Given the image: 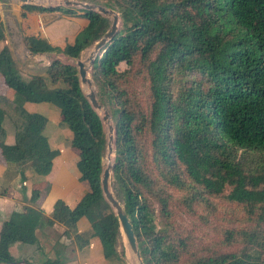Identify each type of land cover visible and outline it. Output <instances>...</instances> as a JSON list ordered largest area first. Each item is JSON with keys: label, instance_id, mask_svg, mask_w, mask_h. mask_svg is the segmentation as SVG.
Returning a JSON list of instances; mask_svg holds the SVG:
<instances>
[{"label": "trees", "instance_id": "16d2710c", "mask_svg": "<svg viewBox=\"0 0 264 264\" xmlns=\"http://www.w3.org/2000/svg\"><path fill=\"white\" fill-rule=\"evenodd\" d=\"M107 5L117 9L121 26L95 57L90 76L115 125L113 191L132 224L143 264H264V0H107ZM21 8V38L35 54L77 59L110 25L95 11L57 7L85 20L73 41L59 46L37 34L29 18L53 9L29 3ZM0 75L15 91L11 102L17 113L14 142L8 144L0 106V156L47 175L52 167L44 134L47 117L23 104L57 103L72 115L71 145L78 151V179L87 191L71 208L56 200L53 216L81 244L88 238L75 233L76 223L86 217L104 256L124 255L117 251L122 237L118 217L101 189L106 133L77 67L54 58L44 76L25 79L4 47ZM130 80L146 83L147 106ZM168 185L192 193L191 203L196 196L222 195L244 208L243 217L252 224L224 232L226 242L239 240L241 249L181 262L185 238L155 222L156 210L164 226L170 220ZM39 195L40 189H32L30 198L36 201ZM42 219L40 209L26 206L10 225L3 223L0 261L16 262L6 245L34 243Z\"/></svg>", "mask_w": 264, "mask_h": 264}, {"label": "rangeland", "instance_id": "374dc122", "mask_svg": "<svg viewBox=\"0 0 264 264\" xmlns=\"http://www.w3.org/2000/svg\"><path fill=\"white\" fill-rule=\"evenodd\" d=\"M73 1H81L84 3H95L103 5L107 8H112L115 10L120 17L119 12L113 6L107 5V0H73ZM2 1L0 0V15L1 19L4 22L5 33L7 36V43L11 49L12 59L14 58V64L25 79H30L33 76L45 75L46 66L51 62L54 58H59L60 60L68 63H75L77 59L84 60V57L89 53L92 48V45L87 47L81 52V55L77 59H70L61 53H51V54H36L34 56L30 55V52L25 48L24 43L22 41L21 35L19 33V23L21 21L20 14L22 12L21 3L17 0H9V6H2ZM30 3L41 5L45 7H50L53 10L46 11L44 13L35 14L33 17V26L35 30L45 35L46 29L45 25L53 22L56 19L62 21L66 25H71L80 28L82 25V20L79 17L70 16L69 14H64L58 10H54L57 7H69L73 9H82L80 6H66L63 3V0H41V1H31ZM109 22H111V17H106ZM46 19V20H45ZM121 24V17H120ZM121 26V25H120ZM6 46H2V49ZM1 49V50H2ZM137 61L135 60V64ZM2 77V76H1ZM2 78H0V92L4 89L2 84ZM4 81V79H3ZM130 88L134 90L138 96V99L143 107L147 106L148 98H147V85L143 80L135 81L130 80ZM83 91L85 93L88 92V88L86 85L82 84ZM96 91V89H95ZM30 102V101H27ZM47 103L45 113L48 115V129H46V135L48 136L50 142V151L49 157L55 163V166L52 165L50 174L58 179L60 170L59 167L64 169L70 168L71 174H77V169L75 167V156L76 151L71 145L72 139V130L70 127V121L73 120L69 114H64L61 108L54 101H42ZM33 104H39V102H32ZM44 108V107H43ZM40 107H36V110H40ZM99 114L102 115V111H99ZM111 124H114L112 118L110 121ZM104 130L107 135L108 127L107 123L104 122ZM9 128V127H8ZM148 148V146H146ZM68 151L74 152V157H71ZM148 160H150V152L147 153ZM66 157L70 162H67L68 167L61 164V161ZM73 158V159H72ZM114 159V153L110 156L107 155V150L104 152L103 156V164L104 166L111 164ZM0 161L2 162V166H6L7 168L10 166H15L13 162H8L3 160L0 156ZM25 165V164H24ZM27 165H30L27 163ZM152 165V164H149ZM18 167L20 165H17ZM23 166V165H22ZM25 168V167H23ZM27 169V168H25ZM59 174H58V173ZM4 173V171H3ZM153 175H156V171L152 172ZM159 183L162 181L159 179ZM81 182V181H80ZM169 193H171L172 197L170 200L169 210L171 212L170 220L168 224L164 226V222L166 221L164 217L161 216L160 212L156 210L157 217L155 219L156 225L158 227H167L168 230L171 231L173 236L179 235L185 238L187 245V253L182 255L181 262L185 259L193 257L194 255H203L214 252H227V251H237L241 249L243 243L239 240L235 242H226V238L224 236V232L226 229L231 228H240L242 226L252 224L250 220L246 217H243L246 214V210L242 207H238L230 203L224 196H212L209 197L207 195L204 196H196L192 203L189 200V197L192 195L187 191H178L169 185L165 187ZM6 191L8 196L15 195L19 190L23 195L30 196V188L25 184L17 188V183L13 184L9 182L4 185L0 183V193L2 191ZM1 200V199H0ZM62 200V199H61ZM65 206L68 208L69 205L62 200ZM7 204L8 206H13L14 202L6 200L5 202L0 203V209L3 204ZM2 204V205H1ZM156 207V205H155ZM15 210V209H12ZM19 210V209H18ZM18 211H12L10 214L5 216L4 223L9 222L6 225H10L16 217ZM122 233V231H121ZM11 243H8L7 250L9 251ZM120 252L124 255L122 257L115 256L122 264H133V256L127 245L126 239L122 233L121 242L119 244ZM9 253V252H8ZM7 254V253H6Z\"/></svg>", "mask_w": 264, "mask_h": 264}, {"label": "crops", "instance_id": "0c3cea01", "mask_svg": "<svg viewBox=\"0 0 264 264\" xmlns=\"http://www.w3.org/2000/svg\"><path fill=\"white\" fill-rule=\"evenodd\" d=\"M8 4L9 0L6 3L3 2L2 6H9ZM38 13L39 12H35L29 15L31 26L37 34L46 38L54 45L63 46L66 41L72 42L78 31L85 25L84 19H81L82 25L80 28L73 26V24L66 25L65 23H62V21H59V19H56L45 25L46 32L43 36L38 33L33 26V17ZM20 23L19 33L21 35ZM0 24H2L1 31L3 32V40H0V50L2 49V46H6L11 52L7 43L4 22L1 19V15ZM0 78H2L1 75ZM1 80L4 89L0 92V106L5 110L3 123L6 130L5 142L11 144L14 142V122L17 119V113L14 110V103L12 104L11 101L16 96L15 91L8 88L3 79ZM40 106L41 109L36 110V107L38 108ZM23 107L29 112H39L47 117V123L44 128V134L46 135V129H48L49 122L48 115L45 113L47 103L39 102V104H33L32 102L26 101L24 102ZM75 151L76 156L74 160L76 167L78 151L76 149ZM68 153L71 157H74L73 151H68ZM67 162L70 161L65 157L61 161V164L68 167ZM17 165L18 164L7 168V165L2 166V162L0 161V183H3L4 185L9 182H12L13 184L17 183L18 189L26 184L27 187L30 188V193L32 192V189H40V195L36 201H32L30 198L31 195L25 196L20 190L19 192L17 191L16 196H8L5 190L2 191L0 193V203L9 200L14 202V205L8 206L5 203L3 205L1 204L0 231L5 216L12 211H18L19 213L23 211L26 206L40 209L44 219L41 220L38 227L35 229L36 241L34 243H23L20 241L11 242L8 252L16 262L6 263L0 261V264H122L116 257L107 258L104 256L101 241L97 236L91 235V223L86 217H81L76 223L75 233L82 234L85 238H88L87 242L81 244L76 242L73 233L70 232V235L64 233V231L67 230L66 226L53 216V206L56 200L62 199L69 205V207H74L86 193V187L78 179V171L77 174H71L70 168L67 170L64 169V167H59L60 174L57 172L59 174L57 179L56 177L53 178L50 174L51 171L47 175H40L37 174L30 165L25 164L19 167ZM52 165L55 166V163L53 162ZM117 251L120 252L119 247H117ZM119 256L122 257L121 255Z\"/></svg>", "mask_w": 264, "mask_h": 264}, {"label": "water", "instance_id": "95a60500", "mask_svg": "<svg viewBox=\"0 0 264 264\" xmlns=\"http://www.w3.org/2000/svg\"><path fill=\"white\" fill-rule=\"evenodd\" d=\"M6 3L8 0H1ZM21 4H32L30 3L32 0H17ZM63 3L66 6H80L82 9L95 11L100 13L104 17H109V13H113V17L111 18L110 25L106 32L101 36L99 40H97L90 50L89 60L87 63L82 61L81 59H77L73 64L78 69V76L81 85L84 84L88 88V92L85 93V96L89 100L92 107L98 112L102 111V115H100L102 122L107 123L108 133L106 135V150L107 155L110 156L114 153V144H115V125L111 124V114L107 109L106 105L99 100L97 93L95 91V85L90 76V71L92 65L94 63L95 57L101 53L102 49L105 45L117 34L120 28V22L117 19V12L112 8H107L100 4L95 3H84L81 1H73V0H63ZM36 5V4H34ZM30 55L34 56L35 53H30ZM101 189L106 201L109 203L111 208L114 210L115 214L118 217L120 230L122 231L127 245L132 253L133 259L138 262V264H143V260L141 258L140 250L137 244V240L132 228V224L124 211L122 205L117 200L114 191H113V163L108 164L103 167L101 173Z\"/></svg>", "mask_w": 264, "mask_h": 264}, {"label": "bare ground", "instance_id": "6f19581e", "mask_svg": "<svg viewBox=\"0 0 264 264\" xmlns=\"http://www.w3.org/2000/svg\"><path fill=\"white\" fill-rule=\"evenodd\" d=\"M32 1H36V0H32ZM38 1H41V0H38ZM109 14H111V18L113 17V13H109ZM118 14H116V16H117ZM110 16V15H109ZM117 19H118V16H117ZM119 20V19H118ZM120 22V21H119ZM90 52V51H89ZM90 55V53H88L85 57H84V60H82V61H84L85 63H86V59H87V57ZM107 123H109V122H107ZM132 264V263H131ZM133 264H135L134 263V261H133Z\"/></svg>", "mask_w": 264, "mask_h": 264}]
</instances>
